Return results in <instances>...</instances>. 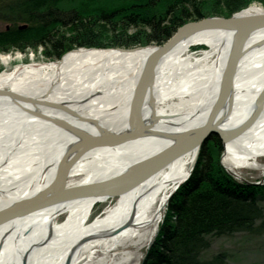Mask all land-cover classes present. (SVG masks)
Masks as SVG:
<instances>
[{
    "label": "bare ground",
    "instance_id": "6f19581e",
    "mask_svg": "<svg viewBox=\"0 0 264 264\" xmlns=\"http://www.w3.org/2000/svg\"><path fill=\"white\" fill-rule=\"evenodd\" d=\"M259 11L250 6L241 14ZM231 37L224 29L195 31L159 61L152 47H82L0 72V90L13 94L0 95V210L19 200L0 215V264H138L195 150L115 197L63 200L55 186L62 178L70 187L123 175L207 121L226 136L222 162L236 177L238 168L256 164L264 156V28L241 48ZM194 45L206 47L197 55ZM240 52L228 89L229 63ZM10 60L0 56L2 64ZM72 154L80 157L61 176L59 165ZM112 198L89 220L95 203Z\"/></svg>",
    "mask_w": 264,
    "mask_h": 264
},
{
    "label": "trees",
    "instance_id": "16d2710c",
    "mask_svg": "<svg viewBox=\"0 0 264 264\" xmlns=\"http://www.w3.org/2000/svg\"><path fill=\"white\" fill-rule=\"evenodd\" d=\"M264 0H0V53L35 51L59 57L74 46L162 43L185 22L228 17ZM198 162L172 194L140 264H228L224 251L202 256L213 236L264 233V185L236 180L208 160Z\"/></svg>",
    "mask_w": 264,
    "mask_h": 264
},
{
    "label": "water",
    "instance_id": "95a60500",
    "mask_svg": "<svg viewBox=\"0 0 264 264\" xmlns=\"http://www.w3.org/2000/svg\"><path fill=\"white\" fill-rule=\"evenodd\" d=\"M260 28H264V10L255 12V13H249V14H241V12L240 13L238 12V13L232 14L231 16L227 18L219 17V16H208V17L202 18L199 21H189V22L182 24L176 29L175 33L164 44L146 46V47L154 48L153 54L155 53L154 55L156 56L155 61H159L162 55L168 49H170V47L174 43H176L178 40L182 39L186 35H189L190 33H193L199 30H204V29H224L227 31H232V37H231L232 41L240 42L241 44L239 47L241 48V46L247 40L250 33ZM240 56H241V52L239 53V55L234 57L235 58L234 60L230 61L229 63V68L227 71V81H226L227 84L226 82L224 83V86L226 84V88L228 89H230L232 81L234 80V75H235V72L238 66V59L240 58ZM154 63L152 66H154ZM144 92H146V90ZM222 93H223V90L219 94L218 102L222 101V97H221ZM0 95L12 96L13 94L12 93L9 94L7 92L0 90ZM261 98H262V95H259L257 100L258 99L261 100ZM215 109L216 108L212 110H215ZM54 123L56 125H62V127L64 125L62 124L63 122L61 121L54 122ZM194 131L195 132L192 133V130H189L188 132L184 133L183 136L179 137L178 140H180V142L178 146L172 147L170 145L169 147H165L163 150L155 153L154 155H151L150 158L146 159L145 161H138L133 164L134 166L133 165H130L131 167L128 166L126 168V171L123 172V175L118 174L108 180L105 179V180L90 183V184L76 185V186H70V187H65L64 185L65 183H63V178H62L60 182L55 186L57 194L59 193L62 195H66L63 198H60L63 200L64 198L69 199L70 197L76 198L78 197V195L82 197H86V196H91V197H96V198L99 197L102 199H105L108 197H115L123 193V191L126 190L127 188L134 187L139 182L146 179L148 176H150L157 170L163 168L166 164H168L169 162H171L173 159L177 157L191 150H195L196 156H197L202 143L206 141L207 137L210 134L218 135L219 138L223 141V143L226 140V136L220 131V129H218L217 125L212 122L207 121L202 126L198 127ZM114 137L116 136L114 135ZM188 139H189V143L187 142ZM77 153L80 156L82 155L80 148L79 150L75 152V154ZM79 155L74 156V154H72V156L68 158L69 160L66 163L59 165V168L61 167L66 168L68 167V164L73 165L76 162V160L80 157ZM194 161L195 159L193 160V162ZM65 168L63 169L61 176L64 175ZM225 168L230 174L236 177L233 171L229 170L226 166ZM109 183H112L113 187H107ZM173 192L171 193V195L173 194ZM51 202L47 201V204ZM18 205H19V200L14 203L12 202L9 205V207H6L5 209L0 210V215L13 210L14 207L18 208Z\"/></svg>",
    "mask_w": 264,
    "mask_h": 264
},
{
    "label": "rangeland",
    "instance_id": "374dc122",
    "mask_svg": "<svg viewBox=\"0 0 264 264\" xmlns=\"http://www.w3.org/2000/svg\"><path fill=\"white\" fill-rule=\"evenodd\" d=\"M250 6H257V7L261 8L262 10H264V7L262 6V4L260 2L253 1L248 6L242 8L241 10L236 11L232 14H235L238 12L240 13L243 10H245L246 8H249ZM213 16H218V15H213ZM219 17H224V16H219ZM203 18H205V17H203ZM224 18H227V17H224ZM201 19L202 18H200L198 20H192V21H199ZM4 26H5V24L0 21V29H2ZM176 29H175V31H176ZM175 31L167 39H165L162 43H154V42L144 43L143 42V43H137V44L128 45V46L105 45V44L104 45H96V46L95 45L94 46L82 45V46H74V48H72L70 50L82 48V47H86V48L92 47V48H100V49L110 48V49H118V50H120V49L121 50H132V49H135L137 47L161 45V44H164L175 33ZM205 47H206L205 45L199 46V47H197V45H194L193 47H191L190 52L198 55L199 53H201L203 51V49ZM1 55H4V56L10 55L11 60L6 64L0 63V72H2V71L11 72L15 68H17L19 65H24V64L27 65V64H31V63H48V62H52V61H57L62 57L63 54L59 57H55V58H51V57L49 58L48 57L47 58L44 56L43 51H41L40 49H37L35 51H32V50H26V51L9 50L7 52H1L0 56ZM167 103H168V101H167ZM204 144L206 146V148H205L206 153H207L206 155H209L208 160L211 158L214 161L217 160L219 165H221V167L228 174H230L222 162V157L224 154V143L219 138V136L216 134H210L207 137L206 141H204L202 143V145H204ZM202 145H201V147H202ZM201 147L198 151V154L195 158V161L191 164L192 167H190L191 170L188 174V177L190 176V174L192 173V171L194 170V168L198 162V158L200 157V154H201ZM255 163L256 164H253L252 166H245V167L238 168V171L242 174V176L240 178L235 177L232 174H230V175L233 176L236 180L241 181L243 183H246L248 185H253V184L264 185V156H260V157L256 158ZM188 177L184 181H182L178 185V187L183 182H185L188 179ZM171 196L169 197V200H170ZM255 200H256V203L258 205H260V206L262 205L264 208V192L256 195ZM113 201H114V198H112L110 201H107V202L95 203L93 205L92 211L89 215V220L93 219L94 217H96L98 215L99 216L102 215L105 208L108 205H110L111 202H113ZM164 211H165V208L160 212L159 222L162 220V218L164 216ZM62 218H63V216H60L56 220L59 222V221H61ZM152 241H153V239H152ZM151 242L148 243V245H146L144 248H142L139 251L141 257H140L138 264L141 263L143 256H144V253H145L146 249L150 246ZM121 251H122V249L112 250L109 254H111L112 257L117 258L118 256H120ZM219 251H224L226 253L228 264H264V233L256 236V235H250L246 232H237V233H234V234L229 235V236H213L210 238V246L208 247V249H206L203 252L202 256H204L206 258V257H209L211 254H214V253L219 252ZM98 254H101V253H98Z\"/></svg>",
    "mask_w": 264,
    "mask_h": 264
}]
</instances>
